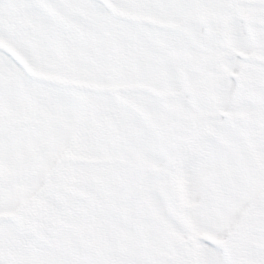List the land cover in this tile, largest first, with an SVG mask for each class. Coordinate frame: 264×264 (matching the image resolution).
<instances>
[{"label": "snow or ice", "instance_id": "obj_1", "mask_svg": "<svg viewBox=\"0 0 264 264\" xmlns=\"http://www.w3.org/2000/svg\"><path fill=\"white\" fill-rule=\"evenodd\" d=\"M0 264H264V0H0Z\"/></svg>", "mask_w": 264, "mask_h": 264}]
</instances>
